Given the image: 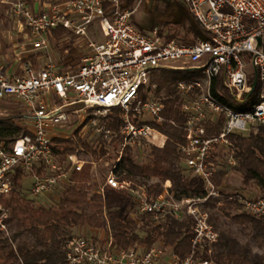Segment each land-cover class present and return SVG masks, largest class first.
Returning a JSON list of instances; mask_svg holds the SVG:
<instances>
[{"label": "built area", "instance_id": "2783aa9c", "mask_svg": "<svg viewBox=\"0 0 264 264\" xmlns=\"http://www.w3.org/2000/svg\"><path fill=\"white\" fill-rule=\"evenodd\" d=\"M182 1L204 34L191 44L169 40L157 28L141 31L132 22L135 11L124 8V0H66L34 7L27 0H12L13 14L29 29L27 39L32 46L48 51L50 33L59 28L80 37L97 28L101 40L90 43L88 55L71 73L58 72L52 60L43 67L26 60L19 74L0 72V104L21 103L31 116L33 134L18 139L9 152L0 148V233L10 234L9 211L2 199L13 191L18 168L31 180L29 192L37 199L48 197L62 184L71 185L74 171L97 166V162L83 159L87 153L83 149L69 156L65 168L59 167L53 155V138H68L61 127L70 123L74 111L67 108L79 104L81 108L75 112L89 111L96 117H106L113 109L123 113V143L115 163L106 161L112 168L101 193L106 187L130 192L138 213L156 221L191 219L192 252L180 259L162 248L118 250L111 236H75L67 244L65 264H197L196 250L218 241L219 232L210 222L206 205L223 197L213 182L214 175L230 172L237 165L230 137L264 133V0ZM160 70L200 73L199 78L178 85L186 117L185 142L179 148L185 168L204 183L203 197L177 200L167 189L166 194L151 198L145 188H134L131 181L116 175L125 148H140L143 143L163 148L167 142V136L153 125L164 121L162 101L155 96L142 98L151 76ZM219 78L234 101L242 105L260 84L259 101L246 111L235 110L213 94ZM86 122L110 144L114 137L110 130L97 119ZM84 124L80 127L85 128ZM215 126L220 132L210 135ZM43 164L45 174L37 175L35 170ZM234 198L244 213L264 217V194L256 199L235 195L230 200Z\"/></svg>", "mask_w": 264, "mask_h": 264}, {"label": "trees", "instance_id": "16d2710c", "mask_svg": "<svg viewBox=\"0 0 264 264\" xmlns=\"http://www.w3.org/2000/svg\"><path fill=\"white\" fill-rule=\"evenodd\" d=\"M134 1L125 0L123 7L131 8ZM28 2L34 7L36 0ZM51 2L55 3L54 0ZM168 26L173 27V31H168L167 34L169 40L191 44L198 39L192 29L187 30V33L194 34V40L190 41L179 30L180 25ZM70 33L67 29L59 28L50 33V38L61 40ZM39 57L40 54H34L24 61L30 60L37 67ZM199 77V72L184 73L177 70H162L151 76V87L147 93L153 94L164 105V121L153 125L167 136V142L163 148L146 143L140 148H125L115 170L120 180L131 181L134 188H145L151 198L163 194L166 182L171 183L169 193L177 200L205 196L204 183L185 168L184 157L179 148L185 142L183 126L186 117L181 111L182 96L178 93V85L182 81H192ZM152 86L156 88L153 89ZM259 92L260 84L245 104L250 105L248 109L259 101ZM213 94L237 110L236 102L223 86L221 78L215 81ZM148 97V94L142 95L143 99ZM122 115L120 109H113L106 117L92 115L87 119H97L100 126L114 134L110 144L101 135L97 138L100 143L91 144L80 135L82 127L68 138L54 137L52 150L59 167L65 168L69 156L79 149L85 150L95 161L107 158L113 165L123 143L120 134L123 126ZM24 118L22 113L0 116L1 149L9 152L18 139L33 135L31 116H27L29 122H25ZM220 130L219 126H215L209 133L218 134ZM91 131L94 132L93 129ZM230 140L237 162L233 169L242 174L246 186L256 185L264 194V133L248 137L233 135ZM140 149L148 150L145 163L139 162L137 158V151L139 153ZM45 169L43 164L35 173L42 176ZM228 174V171H219L213 177V182L223 197L208 202L206 208L210 211V222L219 232V238L216 243L204 244L196 250L197 264L204 261L214 264H264V253L254 254L250 245L242 244L228 230L219 228L221 219L225 218L241 228L251 229L255 239H261L260 247L264 246V217L250 216L243 212L238 200H230V197L241 194L222 191ZM27 177L18 168L13 177V191L8 198L2 199L4 207L9 211L7 224L12 234L7 237L0 233V264H65L67 244L75 237L73 229L82 227L99 232L103 230L107 236L113 238L118 250L141 249L146 252L158 247L180 259H185L192 252L191 219L179 221L167 218L156 221L149 215L139 214L136 200L130 192L106 187L104 193H101L105 179L92 192L89 187L93 182L92 165H88L83 172L74 171L71 174L72 184L65 188L60 200L53 207L37 206L35 199L26 195L25 182L29 180L31 184ZM23 235H29L32 241L20 240Z\"/></svg>", "mask_w": 264, "mask_h": 264}, {"label": "rangeland", "instance_id": "374dc122", "mask_svg": "<svg viewBox=\"0 0 264 264\" xmlns=\"http://www.w3.org/2000/svg\"><path fill=\"white\" fill-rule=\"evenodd\" d=\"M64 1L66 0H54L55 3L53 4ZM11 2L12 0H0V72L19 74L22 71L25 58L34 54H40L38 62L42 67L46 62L52 60L56 65L58 72L71 73L81 65L82 60L88 55L90 43L101 40L99 30L93 28L85 37L76 36L73 33H70L61 40H53L50 38L48 51L32 46L30 40L27 39L29 31L14 16ZM38 3L52 4L51 0H36L35 5ZM129 9L135 11L132 17L133 24L144 32H149L157 28L168 34V31H173V27L168 25H180L179 30L188 40H194V34L187 33L188 29L195 31L198 36L197 40L204 38L201 26L197 23L194 16L189 12L188 6L182 0H135L132 7ZM149 87H151V81ZM149 87H146L143 91V95L148 94V96H153V94L147 93ZM152 87L153 89L156 88V86ZM249 106L250 105L235 103L237 111H246ZM80 108L81 105L79 104L67 108L68 111H74V113L70 115V123L66 126H62L61 131L64 135L69 137L80 127V125L85 123V128L83 127L81 129L80 135L88 139L91 144L97 145V143H100V140H97L99 135L94 134V132L91 131L92 129L87 127L88 124H86L88 123L86 122L87 119L89 116L93 115V112H75L80 110ZM18 113H22L25 116L24 121L29 122L27 119L29 112L21 103L11 100L0 104V116L17 115ZM140 150L139 153L137 151V158L139 162L145 163L147 162L148 150ZM82 157L86 161L97 162V166L93 167V182L89 184V187L93 192L98 189L97 187L102 185L103 180L112 168L110 166L111 162L110 165L106 164L107 158L95 161L89 153H84ZM243 181L244 178L242 174L233 169L224 180L222 191L224 193L241 194L253 199L259 198L263 194L258 186H246ZM66 187L67 185L62 184L58 186L52 194L48 195V197L35 199L37 206H55L60 200ZM170 187L171 186H169V188ZM169 188L166 187L165 183L163 194H166V190ZM29 189L30 181L27 180L25 182L24 190H27L26 195L33 199ZM219 228L228 230L230 234L242 244L250 245L254 254L261 255L264 253V246L260 247L262 242L261 239H255L254 232L251 229L241 228L230 221H227L225 218L221 219ZM72 233L73 236L87 238L96 237L99 239L100 237H107V233L103 230H100L99 232L88 227L74 228ZM11 234L12 232L6 236L10 237ZM141 234L143 235L142 232ZM20 240L31 242L32 238L29 235H23Z\"/></svg>", "mask_w": 264, "mask_h": 264}]
</instances>
